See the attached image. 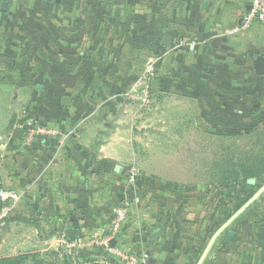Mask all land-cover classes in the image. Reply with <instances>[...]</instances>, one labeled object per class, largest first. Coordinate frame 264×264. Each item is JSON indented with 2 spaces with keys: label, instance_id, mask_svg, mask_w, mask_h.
<instances>
[{
  "label": "crops",
  "instance_id": "obj_1",
  "mask_svg": "<svg viewBox=\"0 0 264 264\" xmlns=\"http://www.w3.org/2000/svg\"><path fill=\"white\" fill-rule=\"evenodd\" d=\"M84 1L87 0L4 2L9 4V10L0 13V33L22 24L26 12L36 23L38 9H45L49 18L43 33L49 35L51 48L58 49V54L64 53L62 49L69 52L68 57L50 53V64L82 63L84 52L78 50L83 48L79 36L84 30L82 17L88 14ZM250 3L251 0H95V44L90 45L95 46V56L90 61L95 62V109L82 113L77 99L64 94L65 89L53 87V82L51 86L38 83L31 93L27 91L32 119L24 127L28 137L19 134L10 141H0L2 160H11L10 173H0L3 188L20 195L17 210L21 214L17 221L27 225L34 253L64 248L66 254L68 250H78V256L95 259L85 264H131L121 258L116 263L110 254L117 252L138 256L137 264H170L164 247L165 226L162 224L163 231L151 237L148 229L159 223L150 225L154 216L137 214L138 203H130L128 224L114 231L113 210L128 202L129 186L133 184L130 170L135 161L144 157L137 150L143 143L133 129L145 121L144 114L153 104L162 108L175 87L180 92L189 87L202 89L206 81L212 86L206 88V96L221 94V78L214 64L226 60L229 51L239 55L249 51L255 59L264 56V23L228 34L242 23ZM70 16H76L75 20L69 22ZM33 30L36 35L35 26ZM181 39L197 43L196 49L174 48ZM217 39L220 43L215 47ZM126 47L131 49L129 54L120 50ZM152 54L162 55V59L151 80V100L141 106L127 93L132 79L138 76V67ZM58 74L56 66H51L43 74L28 76L39 79L43 75V79L55 81ZM15 75L25 76L22 71ZM65 97L72 99L70 107H63ZM28 127H47L55 134L43 143L37 136L31 141L34 129ZM7 151L10 156L3 155ZM234 223L241 228V223ZM235 232L231 243L226 242V231L221 234L203 264H264L262 243L256 242L250 252L244 241L242 247L238 246L241 233ZM257 234L256 240L262 237ZM249 255L250 262L246 258Z\"/></svg>",
  "mask_w": 264,
  "mask_h": 264
},
{
  "label": "rangeland",
  "instance_id": "obj_2",
  "mask_svg": "<svg viewBox=\"0 0 264 264\" xmlns=\"http://www.w3.org/2000/svg\"><path fill=\"white\" fill-rule=\"evenodd\" d=\"M83 8L88 14L82 17L84 30L79 33L83 48L78 51L85 56L82 63L50 64V53L68 57L69 52L62 49L64 53L58 54V49L51 48L49 35L43 33L49 18L45 9H38L36 23L26 12L22 24L0 33V141H10L19 134L28 137L24 127L32 120L29 94L38 83L51 86L53 82V87L65 89L64 94L77 99L82 113L95 109V62H90L95 56V46L90 47L95 44V0L84 1ZM70 18L69 22L76 16ZM120 50L131 51L127 47ZM254 59L249 51L240 55L229 51L226 60L214 64L221 78V94L206 96V88L212 87L206 81L202 89L189 87L180 92L175 87L163 107L153 104L144 114L145 121L133 129L143 143L137 150L144 157L135 161L142 179L129 186L127 203H138L137 214L154 216L150 225L165 226L164 247L170 264H197L218 229L264 186V137L256 135L264 129V76L255 74ZM51 66L61 73L55 81L43 79V75L39 79L28 76L43 74ZM18 71L25 76H16ZM15 98L17 109L13 108ZM10 171L11 160H2L0 152V173ZM252 179L254 185L248 183ZM17 203L7 216H0V260L18 256L27 257L23 264H85L95 260L78 256V250L66 254L64 248L34 253L27 225L17 221L21 214ZM236 221L241 228L233 223L226 233H241L239 247L246 243L251 252L256 242L264 246V194ZM257 233L262 240H256ZM110 257L116 263L121 261L117 254ZM246 258L251 261L250 255Z\"/></svg>",
  "mask_w": 264,
  "mask_h": 264
},
{
  "label": "built area",
  "instance_id": "obj_3",
  "mask_svg": "<svg viewBox=\"0 0 264 264\" xmlns=\"http://www.w3.org/2000/svg\"><path fill=\"white\" fill-rule=\"evenodd\" d=\"M13 1V0H0V13L1 7L4 2ZM264 23V0H251L250 8L242 19V23L238 26L233 27L228 31V34H237L242 30L251 28L255 24ZM197 47V43L190 42L187 40L181 39L174 48L180 50L194 51ZM162 59V55L152 54L147 57L146 62L141 67H138L139 73L135 79H132V88L127 93V97L132 100L140 103L141 106L147 105L150 102L151 98V80L154 78L157 72V66ZM55 131L47 127H35L33 133L30 135V140H33L34 136L43 135V136H53ZM141 171L137 166H133L130 170V181L132 183H137ZM0 200L4 203V209L0 214L1 217H5L9 212L15 208L16 203L20 200V195L16 192L10 190H1L0 191ZM130 204L124 203L117 206L114 210V222L113 227L114 231H120L128 224L130 220ZM106 241L105 243H108ZM126 263L137 264V259L129 254L115 253Z\"/></svg>",
  "mask_w": 264,
  "mask_h": 264
},
{
  "label": "water",
  "instance_id": "obj_4",
  "mask_svg": "<svg viewBox=\"0 0 264 264\" xmlns=\"http://www.w3.org/2000/svg\"><path fill=\"white\" fill-rule=\"evenodd\" d=\"M48 1H55V2H60L61 0H48ZM1 10L3 12H7L9 10V4L8 3H4L2 4ZM220 43V40L217 39L214 43V46L217 47ZM253 67H254V71L257 75L259 76H264V56H257L256 59L253 61ZM157 81H155V83L153 84L154 86H156ZM17 101H14V108H17ZM63 107H70L72 105V99L69 97H65L63 99L62 102ZM29 129H34V127H28ZM37 140L41 143L48 141V137L47 136H43V135H37ZM248 183L250 185H254L256 182L255 180H249ZM264 194V186L260 188V190L251 198L249 199L244 206H242L220 229H218V231L213 235V237L211 238L210 242L208 243L205 251L203 252L200 260L198 261L197 264H203L208 253L210 252L211 248L213 247L215 241L218 239V237L223 234L226 230H228L230 228V226L236 221V219H238L248 208H250L262 195ZM163 231V225L162 224H158L156 227L150 228L148 229V234L151 237H155L157 236L159 233H161ZM236 237V232L233 230H229L227 232V236H226V242L227 243H231L234 238ZM112 247L115 245V241H112L111 243ZM94 264H101V263H94Z\"/></svg>",
  "mask_w": 264,
  "mask_h": 264
},
{
  "label": "trees",
  "instance_id": "obj_5",
  "mask_svg": "<svg viewBox=\"0 0 264 264\" xmlns=\"http://www.w3.org/2000/svg\"><path fill=\"white\" fill-rule=\"evenodd\" d=\"M256 135H259L260 137H264V129L257 131ZM240 172H242V170ZM245 174H247V173H245ZM242 176H244L243 172H242ZM1 189H2V179L0 177V190ZM4 206H5L4 203L0 200V214L2 213V211L4 209ZM26 260H27V257L18 256V257L12 258V260H8V259L0 260V264H23Z\"/></svg>",
  "mask_w": 264,
  "mask_h": 264
}]
</instances>
